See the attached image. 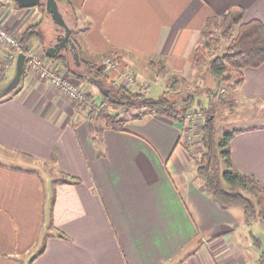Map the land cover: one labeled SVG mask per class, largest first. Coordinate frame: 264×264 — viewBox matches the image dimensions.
Wrapping results in <instances>:
<instances>
[{
    "label": "crops",
    "instance_id": "obj_1",
    "mask_svg": "<svg viewBox=\"0 0 264 264\" xmlns=\"http://www.w3.org/2000/svg\"><path fill=\"white\" fill-rule=\"evenodd\" d=\"M13 2L0 0L10 31L22 35L42 22L43 40L50 37L47 10ZM63 2L79 63L66 53V65L50 59L41 40L32 47L97 98L100 87L75 73L81 59L103 69V60L113 57L149 90L155 79L146 78L148 62L158 60L169 73L197 71L203 95L218 91L217 79L193 61L207 19L242 9L245 21L264 23V0ZM9 52L0 42V92L16 75L19 56L3 69ZM104 70L108 83H120L118 71ZM235 92L264 105V64L246 69ZM182 127L146 115L130 118L122 130L104 128L98 142L88 111L31 73L26 62L17 88L0 98V264H262L264 238L254 248L249 238L240 243L247 236L244 209H224L207 193L180 142ZM238 130L233 164L264 189V124ZM49 163L54 176L40 169Z\"/></svg>",
    "mask_w": 264,
    "mask_h": 264
},
{
    "label": "trees",
    "instance_id": "obj_2",
    "mask_svg": "<svg viewBox=\"0 0 264 264\" xmlns=\"http://www.w3.org/2000/svg\"><path fill=\"white\" fill-rule=\"evenodd\" d=\"M40 7L44 8V5ZM244 15L245 12L239 9L208 18L201 31L202 40L194 50V64L206 66L207 71L217 79L219 90L224 89V85L240 87L245 81L246 69L259 68L264 64V23L259 19L246 22ZM40 26L41 23L32 25L21 35V48L25 55L35 40L44 41ZM223 39L229 40L226 51L222 55H216L215 51L220 48ZM58 60L63 65L67 63L65 55H60ZM81 66L83 72L75 70L77 77L93 79L100 87L99 98L88 93L87 101L79 105L88 111L93 138L98 142H101L99 137L105 126L108 129L121 130L127 122L121 117L122 113L117 112V108H136L143 110V115L166 117L179 122L196 97L191 94L184 103L177 104L167 96L168 92H164L159 99H153L147 97L146 93L133 92L121 83H108L107 72L97 63L81 59ZM6 95H0V98ZM99 99L101 100L98 102ZM135 119L143 117L140 114ZM102 120L106 121L103 128L98 124ZM205 120L202 143L206 152L204 163L198 164L197 171L207 193L225 209L239 205L247 217L258 215L264 219L263 187L253 175L238 170L232 161L231 141L239 130L224 132L218 138L214 116L206 115ZM66 177L75 180L74 177ZM59 235L65 237L63 233Z\"/></svg>",
    "mask_w": 264,
    "mask_h": 264
},
{
    "label": "rangeland",
    "instance_id": "obj_3",
    "mask_svg": "<svg viewBox=\"0 0 264 264\" xmlns=\"http://www.w3.org/2000/svg\"><path fill=\"white\" fill-rule=\"evenodd\" d=\"M57 2L62 14L65 15L64 18L66 20L67 14H66L64 2L62 0H57ZM13 3L17 7H19L15 2ZM41 5H44V8L41 7L40 10L46 14V0H43V3ZM49 18L51 20V22L49 23L51 26L49 28L50 31H48L50 37L46 38L43 41L44 51L45 48L49 45V43L56 42V36H57V33L55 32L56 28L55 29L53 28L54 24L52 22L50 15ZM59 32L63 33L64 30L61 29ZM13 34L17 36L18 39L21 38L19 32H13ZM228 43H229L228 39L225 40L223 39L220 48L215 51V54L216 55L224 54ZM5 47L8 48V50H11L9 46L5 45ZM31 49H36L41 54H44L43 50H40L36 47H32ZM148 63H149L148 66L150 67L148 69L149 73L147 74L146 78L153 80L155 79V80L151 82L152 83L151 88L146 93L147 97L153 99H159L162 96L163 92L167 91L168 92L167 96L171 98L173 102H176L177 104H181L184 103L188 98V96H190L191 94H194L196 96L194 102H192L191 107L189 108V110L186 111L185 116L181 117L178 123H180L181 125L183 124L182 127L183 135H181L180 142H182V145H184V149L187 151L188 156L191 159V163H192L191 169H194V171L198 174L200 181L204 184L197 170H198V164L204 163L203 157H204V153L206 152L202 143L203 128H204V124L206 123L205 120L206 115L214 116L218 130L217 137L219 138L220 136H222L224 132L227 131L247 129L254 125L257 126L263 125L264 105L261 102H255V101L246 102L245 100L238 98L236 95L237 92H235V90L238 87H229L228 85H224L223 86L224 89L221 90L218 89V91L215 92H211V91L208 93L205 92V95H203L204 90L201 89V87L197 86V71L194 74L192 70H187L183 74H174V73H169L168 69L166 67H163L161 61L150 60ZM15 66H16V62L14 64V67ZM198 66H200L199 67L200 69H202V67L206 68L205 65H198ZM150 68L152 69V71ZM75 70L77 71V69ZM83 70L84 69L81 68L78 71L83 72ZM135 76L137 78L136 74ZM166 78L168 79V82L166 81ZM72 81L77 85L78 88L83 89L81 84L75 81V79L74 80L72 79ZM90 81L94 83L93 79ZM140 82L141 81H139V83ZM209 97L213 98L212 103L211 102L208 103V101H206V98ZM100 100L101 99H99L98 101ZM205 102L207 105H205ZM117 109H118L117 112L122 113L121 117L125 119L127 122L129 121L130 118L133 120H137L135 119V117L139 116L140 114H141V118L146 116L142 114L144 112L143 110L136 108L133 109L117 108ZM195 112L197 113L200 112L202 116L196 117ZM189 114L194 115L195 118L194 124H192V122H189L188 120ZM98 124L100 127L103 128L106 125V121L102 120ZM191 127L193 128V130L191 129ZM105 129L108 128L105 126ZM190 131L192 132H191V138L189 140L188 134ZM40 167L42 171H44L45 173L47 172V174H49L50 176L55 175V168L50 163L42 164L40 165ZM244 218H245V227L242 228V230L244 233L247 234L248 237L245 235L243 239L240 241V243L241 244L245 243V239L249 238L248 241L251 242V245L252 244L254 245L256 240H259L260 238L262 239L264 238V219L262 216H258V215L255 217H247L245 213H244ZM254 247L255 245L253 246V248ZM261 247L264 248V243L263 245H261Z\"/></svg>",
    "mask_w": 264,
    "mask_h": 264
},
{
    "label": "built area",
    "instance_id": "obj_4",
    "mask_svg": "<svg viewBox=\"0 0 264 264\" xmlns=\"http://www.w3.org/2000/svg\"><path fill=\"white\" fill-rule=\"evenodd\" d=\"M0 42L11 48L3 64V69L7 71L11 68L12 63L16 59V57L20 53H22V48H21L20 39H18L17 36H15L13 32L7 28V26L4 24L1 15H0ZM25 56H26L28 70L31 73L38 76L39 79L47 80L51 82V84L56 86L60 91L66 94L72 101H74L79 105L84 104L87 101V92L81 88H78L77 85L72 81V79L67 77L64 73L52 68L46 62L45 53L41 54L36 49H30ZM102 67L103 69H107L109 71L111 70L118 71L120 73L119 74L121 80L120 83L127 89L133 92H141V93L148 92L149 88L139 83L135 74L132 71L121 70L119 67V63L113 57H108L104 59L102 62ZM195 113H196L195 114L196 117L202 116L200 112L199 113L195 112ZM188 120L189 122H192V124H194L195 122L194 115L189 114ZM191 129L193 130L192 127ZM191 132L192 131H190L188 134L189 140L191 138Z\"/></svg>",
    "mask_w": 264,
    "mask_h": 264
},
{
    "label": "water",
    "instance_id": "obj_5",
    "mask_svg": "<svg viewBox=\"0 0 264 264\" xmlns=\"http://www.w3.org/2000/svg\"><path fill=\"white\" fill-rule=\"evenodd\" d=\"M14 1L20 8H34L43 3V0H12ZM46 10L47 13L51 16L52 20L58 26L59 31L64 30L63 33L58 32L56 36V42L49 43V45L45 48V52L47 57L50 59H57L61 54H71L73 55L76 62L79 63L80 54L77 51V47L72 40V29L69 24L66 22L57 0H46ZM17 66H16V75L11 81V83L0 92V95H6L12 92L19 85L23 73L25 71L26 65V56L24 53H20L18 55Z\"/></svg>",
    "mask_w": 264,
    "mask_h": 264
}]
</instances>
